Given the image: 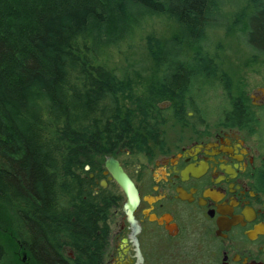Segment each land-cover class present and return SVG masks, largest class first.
<instances>
[{
    "label": "trees",
    "instance_id": "trees-1",
    "mask_svg": "<svg viewBox=\"0 0 264 264\" xmlns=\"http://www.w3.org/2000/svg\"><path fill=\"white\" fill-rule=\"evenodd\" d=\"M217 34L264 61V0H0V264H104L119 197L88 173L190 119Z\"/></svg>",
    "mask_w": 264,
    "mask_h": 264
},
{
    "label": "flooded vegetation",
    "instance_id": "flooded-vegetation-1",
    "mask_svg": "<svg viewBox=\"0 0 264 264\" xmlns=\"http://www.w3.org/2000/svg\"><path fill=\"white\" fill-rule=\"evenodd\" d=\"M257 79L236 109L214 118L195 97L188 121L125 149L127 164L112 155L138 192L133 223L104 161L88 173L93 193L113 186L119 197L104 264H264V73Z\"/></svg>",
    "mask_w": 264,
    "mask_h": 264
},
{
    "label": "rangeland",
    "instance_id": "rangeland-1",
    "mask_svg": "<svg viewBox=\"0 0 264 264\" xmlns=\"http://www.w3.org/2000/svg\"><path fill=\"white\" fill-rule=\"evenodd\" d=\"M160 33L163 36H167L171 33V30L163 28L160 30ZM215 41V45H217L216 55L220 60L223 77L220 84L215 83L216 87L213 85L214 87H210L205 92V96H202L201 104L198 105L207 107L208 112L213 113L212 116L217 118L220 110L227 106L225 94L230 93L233 96L238 92V89H243L245 84L257 82L259 74L264 73V61L250 58L247 52L236 41L233 34H217ZM217 84L220 87H217ZM112 155L127 164L128 156L126 157L124 151H115ZM105 157L102 158L98 168H102ZM121 202L120 199L119 203ZM4 245L7 249L4 264H15L17 241L7 240L4 242ZM18 257L21 258V255Z\"/></svg>",
    "mask_w": 264,
    "mask_h": 264
},
{
    "label": "water",
    "instance_id": "water-1",
    "mask_svg": "<svg viewBox=\"0 0 264 264\" xmlns=\"http://www.w3.org/2000/svg\"><path fill=\"white\" fill-rule=\"evenodd\" d=\"M104 167L107 173L110 175L109 180H113L117 184V186L122 190L125 196V204L123 206V211L125 212L127 220L130 223H133L134 219L132 213L136 205L139 203L138 192L133 182L124 172L119 162L115 158H113V156H108L105 158ZM137 231L138 229H136V232ZM134 244L136 245L137 252H139L137 242L135 241Z\"/></svg>",
    "mask_w": 264,
    "mask_h": 264
}]
</instances>
